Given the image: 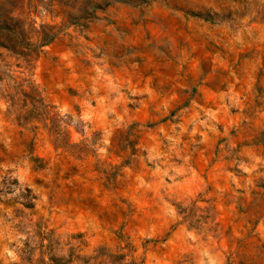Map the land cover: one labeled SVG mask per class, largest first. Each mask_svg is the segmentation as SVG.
Listing matches in <instances>:
<instances>
[{
    "label": "rangeland",
    "instance_id": "1",
    "mask_svg": "<svg viewBox=\"0 0 264 264\" xmlns=\"http://www.w3.org/2000/svg\"><path fill=\"white\" fill-rule=\"evenodd\" d=\"M98 1L0 0V264H264V0Z\"/></svg>",
    "mask_w": 264,
    "mask_h": 264
},
{
    "label": "trees",
    "instance_id": "2",
    "mask_svg": "<svg viewBox=\"0 0 264 264\" xmlns=\"http://www.w3.org/2000/svg\"><path fill=\"white\" fill-rule=\"evenodd\" d=\"M108 2L111 1H116V2H127L125 0H105ZM99 2H104V1H98L94 3L92 0H81V5L79 8L82 11L88 10V8H94V7H100L101 3ZM73 8H76V6H72ZM8 14L5 12V15H3L2 20L0 18V47L7 49L10 51L12 54L26 57V53L24 50L32 48L35 43H32L31 38L28 36V34L23 30L25 27L26 22L29 20V26L35 27V22L33 20H30V17L26 16L22 18V21H19L21 27L19 31L14 32V30L10 27L8 23ZM12 32L15 33V42L14 43H8ZM55 39V36H51L43 41V45H49L53 42Z\"/></svg>",
    "mask_w": 264,
    "mask_h": 264
}]
</instances>
